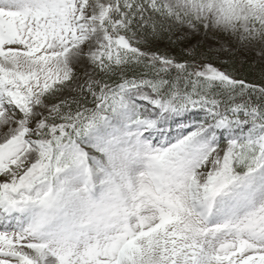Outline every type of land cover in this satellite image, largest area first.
Wrapping results in <instances>:
<instances>
[{
	"label": "snow or ice",
	"instance_id": "6c2138e0",
	"mask_svg": "<svg viewBox=\"0 0 264 264\" xmlns=\"http://www.w3.org/2000/svg\"><path fill=\"white\" fill-rule=\"evenodd\" d=\"M176 24L264 53V0H0V264H264V87Z\"/></svg>",
	"mask_w": 264,
	"mask_h": 264
},
{
	"label": "trees",
	"instance_id": "16d2710c",
	"mask_svg": "<svg viewBox=\"0 0 264 264\" xmlns=\"http://www.w3.org/2000/svg\"><path fill=\"white\" fill-rule=\"evenodd\" d=\"M179 26V24L164 25L163 29H158L155 35H152L151 29H149L147 36L144 34L137 36L139 43L134 46H138L141 51H146L149 54L166 56L181 63L211 64L235 79L244 80L257 87H264V61L241 58L236 52L229 53L224 60H219L213 52L201 44H190L185 41L184 37L179 35ZM92 75L94 76L95 73ZM174 75L175 73H173Z\"/></svg>",
	"mask_w": 264,
	"mask_h": 264
},
{
	"label": "rangeland",
	"instance_id": "374dc122",
	"mask_svg": "<svg viewBox=\"0 0 264 264\" xmlns=\"http://www.w3.org/2000/svg\"><path fill=\"white\" fill-rule=\"evenodd\" d=\"M178 31L180 32L179 35L183 36L185 41L190 44H201L204 48L213 52L214 56L219 60H224L229 53L236 52L241 58L246 57L264 61V53H261L259 47H257L258 42L242 46L235 37L229 42L226 36L216 34L215 31L205 32L203 29H193L189 28L187 25H180ZM74 71L76 75L80 77V83L85 81L87 75H92L90 68L86 65H80L76 67ZM182 132L185 131L177 130L176 133L174 132L175 134L173 132H170V134H173L175 137L178 133ZM168 137L171 136L169 135Z\"/></svg>",
	"mask_w": 264,
	"mask_h": 264
}]
</instances>
